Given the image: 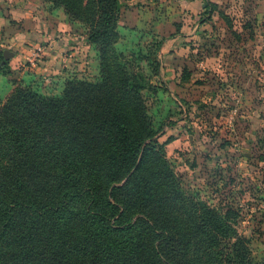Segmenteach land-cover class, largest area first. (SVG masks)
<instances>
[{"label":"rangeland","instance_id":"obj_1","mask_svg":"<svg viewBox=\"0 0 264 264\" xmlns=\"http://www.w3.org/2000/svg\"><path fill=\"white\" fill-rule=\"evenodd\" d=\"M208 1L205 9L202 0H120L113 46L125 69L144 86V116L132 121L147 142L158 143L156 153L166 163L159 167L152 152L145 154L144 167L160 197L156 217L172 230L178 226L186 231L191 250L184 264H198L209 240L218 249L236 237L245 239L252 256L264 263V0ZM36 2L41 13L56 10L60 20L56 32L41 33L37 47L49 45V38L62 43L69 39L72 45L90 47L87 55L94 50L98 62L85 65L79 56L64 68L69 77L60 88L53 82L57 76L46 72L32 80L34 90L58 96L69 79L100 80L99 55L86 43V27L51 2ZM36 54V60L46 57L43 49ZM88 58L93 59L91 54ZM17 77L9 80L13 88L32 86ZM85 160L92 165L90 182L98 191L109 181L123 185L125 179L119 180L100 156ZM160 170L171 173L178 190L171 179L159 184ZM201 205L214 211L228 232L210 239L200 224ZM77 218L66 228L70 249L107 242L108 237L95 234L96 226ZM135 219L142 218L136 214ZM111 241L127 249L138 247L145 255L151 251L146 232L137 228L117 231ZM205 260L202 264H213Z\"/></svg>","mask_w":264,"mask_h":264},{"label":"trees","instance_id":"obj_2","mask_svg":"<svg viewBox=\"0 0 264 264\" xmlns=\"http://www.w3.org/2000/svg\"><path fill=\"white\" fill-rule=\"evenodd\" d=\"M47 1L86 27V43L99 55L101 78L69 79L58 96L15 84L2 104L0 264H184L191 250L186 231L178 226L172 230L156 217L160 197L144 167L145 154L152 152L159 167L166 163L156 153L158 143L147 142L132 121L144 116V86L125 69L113 46L120 0ZM202 1L208 9L209 1ZM0 73L8 74L1 66ZM88 155L100 156L119 180L125 179L123 185L115 187L109 181L98 191L90 182ZM157 175L159 184L172 176L165 170ZM170 185L178 190L175 179ZM199 213L210 239L228 232L206 205ZM136 214L142 219L134 220ZM78 216L96 226L95 234L108 237L107 242L70 249L66 228ZM132 228L146 232L149 254L138 247H112L113 233ZM211 243L203 246L207 251H201L198 264L206 258L213 264H264L241 237L222 242L218 249Z\"/></svg>","mask_w":264,"mask_h":264},{"label":"crops","instance_id":"obj_3","mask_svg":"<svg viewBox=\"0 0 264 264\" xmlns=\"http://www.w3.org/2000/svg\"><path fill=\"white\" fill-rule=\"evenodd\" d=\"M202 4L204 6V3ZM56 16V10L52 12L43 10L41 13L36 0H0V56H2L0 66L8 72L0 73V100L11 93L13 87L9 80L12 78L19 80L17 76L26 84L32 85V80L48 72L52 76H57L53 82L58 84L55 88L58 89L61 82L69 77V71L64 68L70 67L72 62L79 61V56L83 57L85 65L92 62L96 65L98 59L94 50V53H89L93 57L90 60L86 52L92 49L88 46L72 45L69 39L62 43L60 39L49 38V45L37 47L40 43L38 37L42 32L46 33L49 30L53 33L58 30L60 20H56ZM61 21L66 25L64 18ZM26 43L30 45H24ZM42 49L46 54L45 59L36 60L38 57L36 51ZM23 61L24 63L28 61L30 65L23 66ZM19 64H22L24 69L19 70Z\"/></svg>","mask_w":264,"mask_h":264},{"label":"built area","instance_id":"obj_4","mask_svg":"<svg viewBox=\"0 0 264 264\" xmlns=\"http://www.w3.org/2000/svg\"><path fill=\"white\" fill-rule=\"evenodd\" d=\"M39 52V50L36 51V53ZM34 56V55H33Z\"/></svg>","mask_w":264,"mask_h":264}]
</instances>
